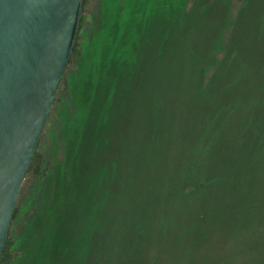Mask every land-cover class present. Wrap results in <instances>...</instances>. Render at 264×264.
<instances>
[{"label": "rangeland", "instance_id": "374dc122", "mask_svg": "<svg viewBox=\"0 0 264 264\" xmlns=\"http://www.w3.org/2000/svg\"><path fill=\"white\" fill-rule=\"evenodd\" d=\"M84 13L82 59L39 141L49 171L18 198L16 264H264V204L249 202L264 200V0H88ZM110 16L136 27L115 74Z\"/></svg>", "mask_w": 264, "mask_h": 264}, {"label": "water", "instance_id": "95a60500", "mask_svg": "<svg viewBox=\"0 0 264 264\" xmlns=\"http://www.w3.org/2000/svg\"><path fill=\"white\" fill-rule=\"evenodd\" d=\"M83 0H0V256L74 46Z\"/></svg>", "mask_w": 264, "mask_h": 264}, {"label": "trees", "instance_id": "16d2710c", "mask_svg": "<svg viewBox=\"0 0 264 264\" xmlns=\"http://www.w3.org/2000/svg\"><path fill=\"white\" fill-rule=\"evenodd\" d=\"M87 1L88 0H83V2H82L81 18H80L79 26L77 28V33H76L74 46L72 48L70 57L68 59L67 66H66V69L64 71V74H63V76H62V78H61V80L59 82V85H58V88H57V92L59 91V87L61 85H64L65 87L67 85L65 90L68 89V87H69L68 84L70 83V75L74 77V75L76 74L75 73L76 72V68L78 67V64L80 63V61L82 59V56H83V46L85 45V41L83 39V35L82 34L84 33V30L86 28L87 19H88L87 15L84 13V8H85V5H86ZM110 17L113 19L112 20L113 22H111V20H109V19H106V21H109L110 23H112V27H114V25H115L116 28L114 27L115 29L114 28L111 29L110 32L106 31V33L109 36L110 34H112V30H113L114 33L112 35V41L116 42L118 40L119 42H117L115 44L119 45V47L117 49L116 45L115 46H111V43H112L111 42L110 45H108L107 49H105V50L111 56L110 66L113 67V73L115 74L116 71H117L116 67H118V66L120 67L121 66L120 65L121 62H122V64H123V62L126 63V58L129 59L128 58V52H124V48H129V46L127 45V47H124V46H121L120 44H122V42L124 40V39H122V37H123L122 32L131 31V29L128 27V24L126 23L125 20H123V18L122 19L120 18L117 21V16H115V18L113 16H110ZM127 28H128V30H127ZM135 30H136V27L132 28V31H131L132 35H133V31L135 32ZM119 38H120V40H119ZM106 40H107V44H108V39H106ZM122 45H124V44H122ZM102 46H103V43H101V48H102ZM120 47H122V48L120 49ZM104 52L105 51L103 50L102 53L98 54V56H97V59H98V62H99L98 65L100 63L101 64L96 69H94V71L97 70L100 66H102L105 63L103 61H104V59L106 60L107 55L106 54L104 55ZM101 55L102 56L104 55L103 58H102ZM101 58H102V61H101ZM108 68L105 69L102 77L97 81V85H95V87H94V90H96V91H95V93H93V95L97 96V97L93 96V103H92V106H90V109H89L90 112H91V108L96 107V104L99 103L101 99H104L106 97V94L108 92V84L110 83V82H108V74H109V69ZM100 69H101V67H100ZM100 69L98 70V73L100 72ZM120 73H121V71H120ZM101 82H102L103 86L98 88V85ZM60 100H61V96L60 97L58 96V97H55L54 102L55 101L59 102ZM82 100L83 99H79L78 104H81ZM87 102H88V100H87ZM75 106L78 107L77 104ZM71 116H73V115H71ZM73 120L75 121L74 118H73ZM73 120H71V117H70L69 124L70 123L71 124H75V122H77V125H72L73 129H72V131H69L70 125L68 124L67 129L65 131L67 133L66 135H68L67 131H69V134L76 135L75 136L76 138L77 137H83L84 133H87L86 132V128L88 129L89 125L88 124L87 125L86 124L85 125L81 124V126H79V120L75 121V122ZM64 122H65V119L63 120V123ZM63 131H64V129H63ZM38 147H39V144H38ZM38 147H37V150H36V152L34 154V157H33V160H32V162L30 164V167H29V169H28V171L26 173V175L33 173L34 178L36 180L37 179L39 180V179H42L43 177H45L47 175L48 171H49V168H50V163L48 162V160L45 157L42 156V153L40 152ZM254 147L258 148L259 145L258 146L255 145ZM249 202L252 205H255L257 203L264 204V200L263 199H262V201H256V200L251 198V200ZM249 202H246L245 205L248 206ZM261 211L262 212H261L260 216H264V211L263 210H261ZM19 213H20V206L17 205L15 210H14L13 216H12V221H11L10 229H9V232H8V237H7L5 246L3 248L2 254L0 256V264H16V262L20 258L21 254L15 247L16 246L15 244H16V238H17L16 234H17V232L13 228L14 222L18 218Z\"/></svg>", "mask_w": 264, "mask_h": 264}]
</instances>
